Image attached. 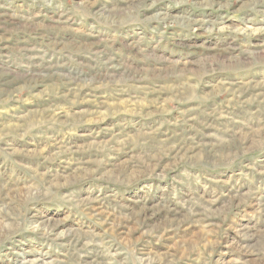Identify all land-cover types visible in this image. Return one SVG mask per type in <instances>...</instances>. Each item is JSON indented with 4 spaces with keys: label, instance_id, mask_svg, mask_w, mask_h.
Returning <instances> with one entry per match:
<instances>
[{
    "label": "rangeland",
    "instance_id": "1",
    "mask_svg": "<svg viewBox=\"0 0 264 264\" xmlns=\"http://www.w3.org/2000/svg\"><path fill=\"white\" fill-rule=\"evenodd\" d=\"M0 264H264V0H0Z\"/></svg>",
    "mask_w": 264,
    "mask_h": 264
}]
</instances>
